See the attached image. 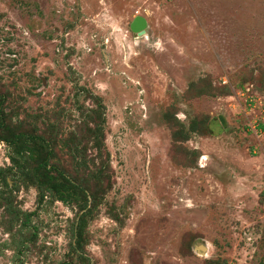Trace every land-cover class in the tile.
<instances>
[{"label": "rangeland", "instance_id": "rangeland-1", "mask_svg": "<svg viewBox=\"0 0 264 264\" xmlns=\"http://www.w3.org/2000/svg\"><path fill=\"white\" fill-rule=\"evenodd\" d=\"M79 87L105 106L109 178L67 172L99 201L20 187L35 215L19 256L0 228V264H264V0H0L6 124L72 127Z\"/></svg>", "mask_w": 264, "mask_h": 264}, {"label": "trees", "instance_id": "trees-1", "mask_svg": "<svg viewBox=\"0 0 264 264\" xmlns=\"http://www.w3.org/2000/svg\"><path fill=\"white\" fill-rule=\"evenodd\" d=\"M81 96L90 105L76 107L77 119L72 127H64L58 117L51 121L49 114H45L36 117L40 124L32 129L27 118L21 120L19 132L6 124L5 100L0 96V141L10 150V165L0 167V228L9 238L2 247H8L17 256L19 246L24 245V241L19 243V233L31 229V218L35 215L19 208L16 192L20 187H35L38 204L49 196L61 203L83 202L84 210L89 200L93 205L99 201L93 190L104 184L110 168L104 144L105 106L83 87L76 89L75 101L79 102ZM70 168L75 174L88 173L94 187L70 175L67 172ZM105 184L106 189L108 182Z\"/></svg>", "mask_w": 264, "mask_h": 264}, {"label": "water", "instance_id": "water-1", "mask_svg": "<svg viewBox=\"0 0 264 264\" xmlns=\"http://www.w3.org/2000/svg\"><path fill=\"white\" fill-rule=\"evenodd\" d=\"M144 27H145V22L143 21V19L140 18V17H137V18L133 21V23H132V25H131V30H132L134 33H136V34H141L142 31H143V29H144ZM219 122L221 123V125H222L223 127H225V121H224V119H223L222 117H219Z\"/></svg>", "mask_w": 264, "mask_h": 264}]
</instances>
